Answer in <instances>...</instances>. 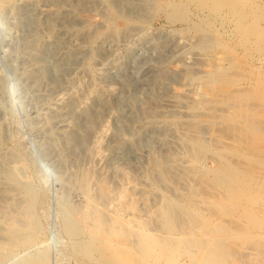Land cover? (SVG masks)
<instances>
[{
  "label": "rangeland",
  "instance_id": "374dc122",
  "mask_svg": "<svg viewBox=\"0 0 264 264\" xmlns=\"http://www.w3.org/2000/svg\"><path fill=\"white\" fill-rule=\"evenodd\" d=\"M150 263L264 264V0H0V264Z\"/></svg>",
  "mask_w": 264,
  "mask_h": 264
},
{
  "label": "bare ground",
  "instance_id": "6f19581e",
  "mask_svg": "<svg viewBox=\"0 0 264 264\" xmlns=\"http://www.w3.org/2000/svg\"><path fill=\"white\" fill-rule=\"evenodd\" d=\"M66 19V18H65ZM56 20V19H55ZM55 23V22H54ZM48 29V28H47ZM236 173V172H235ZM233 191V190H232ZM259 196V195H258ZM258 201V200H257ZM116 228V227H115ZM117 231V230H116ZM118 232H120V231H118ZM122 234V233H121ZM111 235V234H110ZM125 235V234H124ZM145 237V236H144ZM116 240V239H115ZM115 243V242H114ZM143 246V245H142ZM145 246H147V245H145ZM150 247H151V245H150ZM152 247H154V246H152ZM151 247V248H152ZM146 248V247H145ZM150 248V250H153V249H151ZM147 249H149L148 247H147ZM156 249V248H155ZM144 250V249H143ZM150 250H148V253H150ZM157 250V249H156ZM162 250V249H161ZM159 251V250H158ZM202 251V250H201ZM152 252V251H151ZM154 252V251H153ZM162 252H164V251H162ZM144 253V252H143ZM160 253V252H159ZM165 253V252H164ZM142 254V253H141ZM146 254H147V250H146ZM161 255H162V253H160ZM215 254V253H214ZM168 255V254H167ZM207 255V254H206ZM216 255V254H215ZM163 256V255H162ZM218 256V255H217ZM207 257V256H206ZM210 257V256H209ZM211 260V259H210ZM147 263V262H146ZM151 264V263H150ZM153 264V263H152Z\"/></svg>",
  "mask_w": 264,
  "mask_h": 264
}]
</instances>
